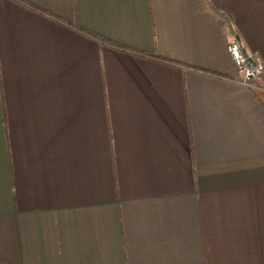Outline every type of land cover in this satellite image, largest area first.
I'll return each mask as SVG.
<instances>
[{"label":"crops","instance_id":"0c3cea01","mask_svg":"<svg viewBox=\"0 0 264 264\" xmlns=\"http://www.w3.org/2000/svg\"><path fill=\"white\" fill-rule=\"evenodd\" d=\"M233 40L264 67V0H0V264H264Z\"/></svg>","mask_w":264,"mask_h":264},{"label":"built area","instance_id":"2783aa9c","mask_svg":"<svg viewBox=\"0 0 264 264\" xmlns=\"http://www.w3.org/2000/svg\"><path fill=\"white\" fill-rule=\"evenodd\" d=\"M230 59L238 73V84L254 89L257 81L262 77L264 67L261 61L253 59L247 54L241 44L233 40L228 46ZM251 63V64H250Z\"/></svg>","mask_w":264,"mask_h":264},{"label":"trees","instance_id":"16d2710c","mask_svg":"<svg viewBox=\"0 0 264 264\" xmlns=\"http://www.w3.org/2000/svg\"><path fill=\"white\" fill-rule=\"evenodd\" d=\"M19 1V0H18ZM27 5H29L28 3H26ZM31 8H33V9H37V10H39L40 11V9H38V8H36V7H34V6H32V5H29ZM89 36H92V37H94V38H97L98 40H100L101 42H103V43H105V44H107V45H110V46H116V45H113V44H111L110 42H108V41H106V40H104V39H101V38H98V37H96V36H94V35H91V34H89V33H87Z\"/></svg>","mask_w":264,"mask_h":264},{"label":"water","instance_id":"95a60500","mask_svg":"<svg viewBox=\"0 0 264 264\" xmlns=\"http://www.w3.org/2000/svg\"><path fill=\"white\" fill-rule=\"evenodd\" d=\"M251 64V63H250Z\"/></svg>","mask_w":264,"mask_h":264}]
</instances>
